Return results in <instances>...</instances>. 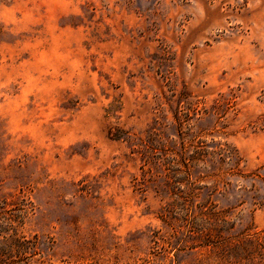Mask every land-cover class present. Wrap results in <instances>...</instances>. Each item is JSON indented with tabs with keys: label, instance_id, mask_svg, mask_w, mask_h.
<instances>
[{
	"label": "rangeland",
	"instance_id": "1",
	"mask_svg": "<svg viewBox=\"0 0 264 264\" xmlns=\"http://www.w3.org/2000/svg\"><path fill=\"white\" fill-rule=\"evenodd\" d=\"M0 234L264 264V0H0Z\"/></svg>",
	"mask_w": 264,
	"mask_h": 264
},
{
	"label": "trees",
	"instance_id": "2",
	"mask_svg": "<svg viewBox=\"0 0 264 264\" xmlns=\"http://www.w3.org/2000/svg\"><path fill=\"white\" fill-rule=\"evenodd\" d=\"M0 238V262H4L3 264H56L52 259L35 260L43 254L39 249L37 237L28 239L17 236L5 237L0 234Z\"/></svg>",
	"mask_w": 264,
	"mask_h": 264
}]
</instances>
